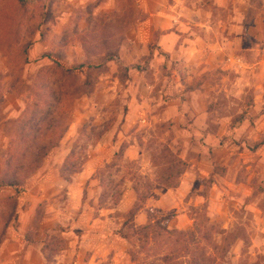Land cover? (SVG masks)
I'll return each mask as SVG.
<instances>
[{
    "label": "rangeland",
    "instance_id": "rangeland-1",
    "mask_svg": "<svg viewBox=\"0 0 264 264\" xmlns=\"http://www.w3.org/2000/svg\"><path fill=\"white\" fill-rule=\"evenodd\" d=\"M0 175V264H264V0H0Z\"/></svg>",
    "mask_w": 264,
    "mask_h": 264
},
{
    "label": "trees",
    "instance_id": "trees-1",
    "mask_svg": "<svg viewBox=\"0 0 264 264\" xmlns=\"http://www.w3.org/2000/svg\"><path fill=\"white\" fill-rule=\"evenodd\" d=\"M83 45V43H82ZM107 53H109V51H107ZM109 54H112V53H109ZM117 52H115L114 55H116ZM83 66V65H82ZM80 65V67H82ZM93 66L91 65H87L86 66V69L89 70V68H92ZM54 68L55 70L59 71L61 73V76H65L66 78H76L77 79V87L75 90H73L72 92H63V91H60L58 93H54L53 90H49L48 91V94H46L44 92V90L42 91V93L40 94H37V93H33L31 92V96L33 95L34 98L37 99V102H36V106H41L40 103H42V105H44V107L42 108H45L47 106H50L51 104L53 105L54 103V106L57 107L59 106V104L62 103V99H64L65 97L68 99L70 97H73L75 96L78 92V96H80L81 94H87V91H85V86H87V82L86 81H82L76 74H75V71L77 70V67L74 69V68H69V69H66V68H63L59 63H55L54 62ZM21 69V68H20ZM79 72H81V70H79ZM87 74V73H86ZM18 76L15 78L16 81H20L19 80V74H17ZM35 92V91H34ZM44 92V93H43ZM49 97H46L48 96ZM35 126V125H34ZM37 127V126H35ZM36 132L39 131V128L37 127L35 129ZM61 138V135L59 133L58 135V139ZM59 142V141H57ZM58 143H51V144H45V145H39V144H36L35 145V154L32 158H30V160L28 161L29 162V165H28V171L27 172H32L34 170H36L38 167H40V165L42 164V161L43 159L45 158L46 156V153H47V150L49 148H53V147H56ZM172 167H176L175 166H172ZM178 173L175 175V177H173V180H177L179 177H180V174L182 173V170H179L177 171ZM28 175H26L27 177ZM168 180L169 181H164L163 183L164 186L166 187H171V186H175L176 183L175 182H171L170 181V177H168ZM24 181V178H17V176L15 175L14 176V179L12 180L10 176H1L0 175V187L2 186H10V187H13L16 191V193H18L20 191V189H18L19 185H21ZM137 210L136 209H132V216H134L135 212ZM153 225L149 224V225H146V226H143V227H138L136 228L133 232L134 234H144V232L148 231L150 228H152ZM165 233L169 236H173L175 235V231L171 230V231H166L165 230ZM116 234H119L120 236L126 238L128 237L127 234H123L121 231H117ZM185 252L186 254L188 255V260L186 262H184L185 264H204V259H197L196 256H194V253L193 251H191L189 249V247H185ZM168 260V259H167Z\"/></svg>",
    "mask_w": 264,
    "mask_h": 264
}]
</instances>
